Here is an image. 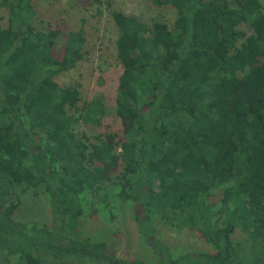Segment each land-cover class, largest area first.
<instances>
[{
  "label": "trees",
  "instance_id": "1",
  "mask_svg": "<svg viewBox=\"0 0 264 264\" xmlns=\"http://www.w3.org/2000/svg\"><path fill=\"white\" fill-rule=\"evenodd\" d=\"M177 6L173 27L120 13L116 112L123 135L83 141L100 124L56 77L74 66L83 29H34V0H6L0 26V264H264V8L259 0H150ZM260 78L257 104L224 85ZM70 110V111H69ZM42 192L50 223L16 219L22 196ZM126 207L150 258H123L80 218L114 219ZM193 230L211 247L174 250L155 220ZM236 235L238 237L236 238Z\"/></svg>",
  "mask_w": 264,
  "mask_h": 264
},
{
  "label": "rangeland",
  "instance_id": "2",
  "mask_svg": "<svg viewBox=\"0 0 264 264\" xmlns=\"http://www.w3.org/2000/svg\"><path fill=\"white\" fill-rule=\"evenodd\" d=\"M252 1V0H249ZM6 0H0V26H7ZM264 8V0H259ZM34 29L47 31L58 29L59 35L53 47L54 56L65 62L64 44L71 31L84 30L85 43L75 51L73 67L56 77L61 86H75L81 106L84 101L100 99L104 112L97 123H82L76 133L85 142L105 139L109 142L123 135L125 124L116 112V90L121 86L122 62L116 51L117 27L115 21L120 13L136 15L144 24L155 21L166 23L170 28L178 15L177 6H154L150 0H34ZM234 83L224 85L223 95L244 104H257L260 78L253 75L243 78L237 73ZM70 111V110H69ZM16 219L50 223L48 203L42 192L35 195L29 190L22 196V203L15 214ZM157 236L174 250L198 249L210 251L211 247L193 230H177L155 220ZM80 229L85 235L104 237L123 258L143 255L150 258L140 240L137 225L129 209L122 207L116 217L108 219L97 215L80 218ZM238 235H236V238Z\"/></svg>",
  "mask_w": 264,
  "mask_h": 264
}]
</instances>
